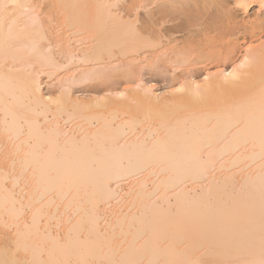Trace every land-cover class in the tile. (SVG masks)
<instances>
[{"label": "bare ground", "instance_id": "1", "mask_svg": "<svg viewBox=\"0 0 264 264\" xmlns=\"http://www.w3.org/2000/svg\"><path fill=\"white\" fill-rule=\"evenodd\" d=\"M109 2L0 0V220L15 222L13 190L27 175L37 201L72 210L69 247L57 249L50 230L46 259L259 264V112L251 123L242 119L238 92L264 82V0H152L184 7L156 9L149 19L160 23L153 31L142 22L139 35L109 17ZM147 49L154 53L139 55ZM131 53L145 61L128 60ZM148 60L153 77L168 84L163 92L142 78L122 91L77 97L71 90L110 79L112 66L127 75ZM54 69L68 73L52 96L41 78ZM5 153L16 163L7 182ZM81 219L92 232L85 248L77 239ZM113 232L127 244L114 245Z\"/></svg>", "mask_w": 264, "mask_h": 264}, {"label": "snow or ice", "instance_id": "2", "mask_svg": "<svg viewBox=\"0 0 264 264\" xmlns=\"http://www.w3.org/2000/svg\"><path fill=\"white\" fill-rule=\"evenodd\" d=\"M38 8H44V5H37ZM87 8L88 5H83ZM109 17L118 18L128 29L136 32L139 35L138 29L141 23H149V26L155 30V25L160 21L157 19L155 23L150 22V17L158 8H167L170 12L184 7L181 4L169 3L160 5L153 3L152 0H138V2H129L122 4L120 0H111L108 4L103 5ZM126 18V19H125ZM247 63V58L239 65L243 68ZM233 79H238L236 69L229 73ZM207 80L208 77H205ZM241 98L239 105V116L248 122H253L255 113L259 112V133H260V147L262 152V161H264V82L257 90L254 87L241 89L238 92ZM51 100V97H49ZM212 136L209 135L210 141ZM32 142L31 135L28 138V145ZM197 145L194 144L195 148ZM210 143H207L204 148H201L200 155L203 159L206 148H210ZM47 147L46 143L40 145L43 152ZM3 162L7 171L5 173V182L8 178L14 177L15 173V159L11 154L5 153L3 155ZM261 229H262V247H264V163L261 165ZM188 180L193 183L196 182L197 177L194 174H189ZM14 188L16 180H13ZM14 207V220L11 222L8 219L0 220V264H241V262H222L210 261L204 259L193 260H143V259H118V260H73L66 259H46V254L50 255L48 244L45 243V238L49 235L51 230L54 233L55 247L64 250L69 245L66 243L71 237V229L65 228V225L73 224L72 210L69 206L58 203L55 200L45 201L41 197L39 201L36 199L35 188L31 186V179L25 175L24 185L19 192L13 190L12 194ZM35 203H40V207L36 209ZM91 212L99 213V208H94ZM91 214V213H90ZM31 217V219H29ZM23 225V227H21ZM78 242L81 248L88 246L92 232L88 229L87 222L83 219L77 222ZM111 242L114 245L124 246L127 240L122 235H117L114 232L111 235ZM264 257V253H262ZM243 264H256L254 261H245ZM259 264H264V258L259 261Z\"/></svg>", "mask_w": 264, "mask_h": 264}, {"label": "rangeland", "instance_id": "3", "mask_svg": "<svg viewBox=\"0 0 264 264\" xmlns=\"http://www.w3.org/2000/svg\"><path fill=\"white\" fill-rule=\"evenodd\" d=\"M257 11L258 10V8L257 7H254L253 9H252V11H251V13H253V12H255V11ZM264 11V10H263ZM264 13V12H263ZM46 17H48V16H45L44 18L46 19ZM52 41H54V40H52ZM51 41V42H52ZM58 50V49H57ZM56 50V51H57ZM115 51L117 50V49H114ZM151 49H147V50H143V51H141L140 53H139V55H141L143 52V54L145 55V52H146V54H148L149 53V51H150ZM148 51V52H147ZM152 51H153V53H154V50H151L150 52H151V55H152ZM119 52V51H118ZM134 54V55H133ZM131 53L129 56H131V59H130V57H129V59L128 60H131L132 61V59H134L135 58V55H136V57L138 58L139 57V59H140V57L142 58V56H139L138 54H135V53ZM142 54V55H143ZM150 54V53H149ZM118 56H119V58H118ZM146 56H148V55H145V56H143V58L144 57H146ZM150 56V55H149ZM57 57L59 58V56L57 55ZM134 57V58H133ZM62 57L60 56V58L59 59H61ZM120 58H121V56H120V54L119 55H117V58L116 59H118V61L115 59L114 60V63H115V61H116V65H115V67H117L118 66V68H119V66H121V63L122 62H120L121 60H120ZM142 58V59H143ZM120 60V61H119ZM144 60V59H143ZM145 61V60H144ZM94 62H96V61H94L93 60V63ZM151 62V63H150ZM152 62L153 61H150V60H148L147 62H145L146 64H147V66H146V64H142V65H140L143 69H140V70H138V68H141V67H139L138 66V68H136L137 69V71L135 72L133 69L126 75L125 73H126V71H124V69L123 70H114V68H113V66H112V69L110 70V76L112 77H110V79L108 78V80H106V81H104V82H102V81H100V83H98L99 81H97V82H94L93 84H79V86L77 85V86H75V85H72L71 87V90H72V92L74 93V95L75 96H77V97H83V96H85V95H89L95 88L96 89H99V90H101V92L102 93H107L109 90L111 91V92H115V91H122L123 89H125V88H127V87H130V85L132 86V85H134L135 83H136V81L138 82V78H139V80H140V78H142L141 79V81H144V82H146V83H148V84H152V85H155V87L156 88H158L159 89V92H163L164 90L163 89H166L167 87H165V85L167 84V82H164L163 80H159V78H158V80L160 81H158L156 78H154L153 77V73H151V71H153L154 70V68H153V66L151 67V65H152ZM114 63L112 64V65H114ZM118 63V64H117ZM149 63V64H148ZM95 64V63H94ZM89 65V67L91 68V67H93L94 65L92 64V61L90 62V64L88 63L87 65H82V66H79V67H85L86 68V66H88ZM93 65V66H92ZM95 66H96V64H95ZM94 66V67H95ZM144 66V67H143ZM78 67V68H79ZM203 67H205V66H203ZM90 68H86V69H90ZM151 68H153V69H151ZM201 68V67H200ZM80 69V68H79ZM81 69H83V68H81ZM202 69V71H203V73H204V71H206L207 69H206V67L205 68H201ZM205 69V70H204ZM84 70V69H83ZM181 70H183V68H181L178 72L180 73V71ZM213 69H210V71H212ZM68 70L67 69H59V70H55L54 69V72L52 73V72H50V73H52V76L50 75H47V74H45V75H43V77L41 78V80H42V82H43V84H44V86H45V91L46 92H48V93H50V94H52V96H53V94L55 95V94H57V91H59L58 89V85H59V83L58 82H60L63 78H65V74L67 75V72ZM123 71L125 72V73H123ZM208 71V70H207ZM132 72V73H131ZM153 74V75H152ZM124 75H126V76H124ZM60 80V81H59ZM137 84V83H136ZM81 85V86H80ZM168 85V84H167ZM166 85V86H167ZM91 91V92H90ZM83 95V96H82Z\"/></svg>", "mask_w": 264, "mask_h": 264}]
</instances>
